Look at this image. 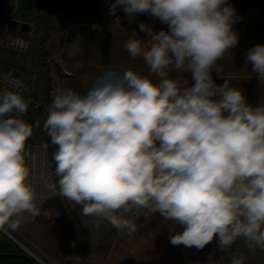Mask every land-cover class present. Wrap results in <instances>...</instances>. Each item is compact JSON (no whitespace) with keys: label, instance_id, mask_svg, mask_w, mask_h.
<instances>
[{"label":"clouds","instance_id":"9594fccd","mask_svg":"<svg viewBox=\"0 0 264 264\" xmlns=\"http://www.w3.org/2000/svg\"><path fill=\"white\" fill-rule=\"evenodd\" d=\"M120 9L129 22L148 14L168 27L141 22L146 39L134 32L124 44L148 75L109 69L83 94L54 95L43 128L56 146L60 195L129 235L136 225L125 214L143 208L169 224L173 246L202 250L215 239L228 252L242 239L264 251V102L253 106L213 78L239 43L236 9L228 0H113L111 28L121 26ZM245 64L264 83V44L247 50ZM171 73H190L192 83ZM27 91L22 79L0 75V230L40 212L26 163L40 122L23 119L34 103Z\"/></svg>","mask_w":264,"mask_h":264},{"label":"crops","instance_id":"0c3cea01","mask_svg":"<svg viewBox=\"0 0 264 264\" xmlns=\"http://www.w3.org/2000/svg\"><path fill=\"white\" fill-rule=\"evenodd\" d=\"M112 2L65 0L69 18L65 23L67 35L64 40H59L53 57L55 62L66 64L69 72L54 78H57L54 95L69 88L83 94L98 76L109 69L122 71L130 68L141 75L149 74L143 59L132 58L124 48L134 32L136 38L146 39L138 27L143 22V14L129 22L120 9L116 15L121 17V26L111 28L113 18L109 15V8ZM25 4L19 3L15 11L16 20L21 23L27 21L25 14L31 13V7ZM9 6L8 0H0L1 20L14 16V8L8 9ZM233 6L240 17L233 25L239 43L218 61L222 66V79L215 72L213 78L217 84L228 80L231 86L244 92L249 104L256 106L264 102V83L251 72V65L245 64V56L251 47L264 44V0H254L248 8ZM34 9L37 15L32 13L33 23L37 22L36 17L39 18V11ZM93 24L102 26V29L92 30ZM8 27H0V44L11 37L22 36L20 32H30ZM2 58L0 48V62ZM170 75L176 78L186 76L192 83L190 73ZM125 217L136 225V231L131 235L125 229L113 227L106 219L83 215L80 205L60 195L43 203L33 223L20 225L11 234L5 231L7 236L0 233V240H6L39 264H230V253L242 255L244 264H264V251L249 248L242 239L228 252H222L215 239L202 250L173 246L169 237L174 233L170 232L169 224L163 222L158 212L134 208Z\"/></svg>","mask_w":264,"mask_h":264},{"label":"rangeland","instance_id":"374dc122","mask_svg":"<svg viewBox=\"0 0 264 264\" xmlns=\"http://www.w3.org/2000/svg\"><path fill=\"white\" fill-rule=\"evenodd\" d=\"M24 2L31 7V13L25 14L27 21L22 23H27L30 26V32H20L22 36L11 37L9 41L0 44L3 57L0 66L13 65L22 73L24 85L29 89L24 96L26 98L31 97L34 102L33 105L29 106L28 112L23 119L33 125H35L36 121H39L40 126L34 127L33 135L27 140V152L33 144L46 139V131L43 128V124L47 118L48 108L54 98V85L57 82V78L56 80L54 78L56 75L62 77V74L69 72L66 64H62L59 61H56V63L53 57L55 49H58L59 40H64L67 35L65 23L69 18L65 0H8L10 5L8 9L14 8L15 12L19 3L23 4ZM34 7L39 11V18L36 17V20H38L33 23L32 13H35V16L37 15ZM3 8L6 11L5 4ZM16 13L12 18L5 17L1 20L0 17V27L9 28L8 24L11 20L21 24L20 20H16ZM21 39L28 42L27 48L17 45L18 40ZM54 46H57V48ZM50 79L55 83L53 84ZM54 177L58 184L59 178L55 174ZM56 196L59 197L60 195L57 194L53 197ZM5 230L10 234L13 232L12 229L8 228H5ZM5 230H0V233L7 236L4 233Z\"/></svg>","mask_w":264,"mask_h":264},{"label":"built area","instance_id":"2783aa9c","mask_svg":"<svg viewBox=\"0 0 264 264\" xmlns=\"http://www.w3.org/2000/svg\"><path fill=\"white\" fill-rule=\"evenodd\" d=\"M158 22L159 19L143 14V23L153 25L154 30ZM3 74L14 75L23 80L22 73L13 66H0V75ZM26 163L31 171V179L37 191L38 207L41 210L47 199L59 194V187L54 177V163L49 155V141L47 139L32 145L31 149L26 152ZM36 217L37 215L27 216L21 225L33 223Z\"/></svg>","mask_w":264,"mask_h":264},{"label":"trees","instance_id":"16d2710c","mask_svg":"<svg viewBox=\"0 0 264 264\" xmlns=\"http://www.w3.org/2000/svg\"><path fill=\"white\" fill-rule=\"evenodd\" d=\"M253 1L254 0H228V2L232 5L242 6L243 8L250 7ZM167 27L168 26L166 24L161 23V21L159 20L155 31L167 30ZM23 95H25V92ZM46 139L49 141V155L52 162L54 163V174L56 175L55 161L53 159V154L56 151V146L51 143V139L47 132ZM12 247L13 245L6 240H0V264H39L29 255L22 254V252L18 248L13 247V250H11Z\"/></svg>","mask_w":264,"mask_h":264},{"label":"water","instance_id":"95a60500","mask_svg":"<svg viewBox=\"0 0 264 264\" xmlns=\"http://www.w3.org/2000/svg\"><path fill=\"white\" fill-rule=\"evenodd\" d=\"M8 26H10L12 28H20L23 31H29L30 30V26L27 23L17 24V22L14 20H11L9 22Z\"/></svg>","mask_w":264,"mask_h":264}]
</instances>
